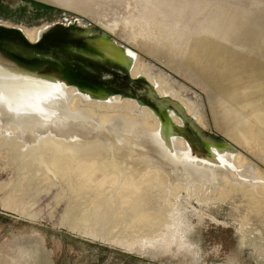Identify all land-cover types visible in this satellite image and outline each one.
<instances>
[{"label":"rangeland","instance_id":"1","mask_svg":"<svg viewBox=\"0 0 264 264\" xmlns=\"http://www.w3.org/2000/svg\"><path fill=\"white\" fill-rule=\"evenodd\" d=\"M263 23L264 0H0V39L17 40L31 54L15 57L0 47V62L55 73L54 83L65 84L69 111H60L67 118H96L86 107L93 103L100 114L111 113L109 120L124 116L143 123L146 117L138 103L156 114L151 121L157 117L160 126L154 131L164 144L171 146L169 137L176 134L186 139L190 155H206L210 141L222 144L223 150H238L218 163L228 168L229 178L264 198V128L256 143L251 134L243 146L227 136L222 125L228 112L220 108L224 97L192 60L204 37L245 51L249 46L241 47L244 38ZM236 36H241V45L235 43ZM110 42L111 48L99 47ZM124 49L134 55L130 68ZM52 76L24 81L27 91L37 89L39 82L51 83ZM0 86V264H264V229L241 225L235 207L243 194L237 186L225 185L223 176L217 183L205 182L212 195L205 201L198 196L205 188L198 194L169 189L167 197L161 193L167 186L153 190L154 198L171 199L174 209L164 211L168 221L156 231L144 227L135 232L138 228L128 225L137 210L122 204L123 189L107 190L94 202L89 193L76 190V178L47 170L46 162L40 169L31 165L41 150L46 157L51 154L40 142L59 118L48 115L50 125L40 124L36 139L22 145L19 137L28 130L16 136V124L7 123L11 111L4 109L9 89L19 87ZM88 95L96 98L88 100ZM78 96L79 105L73 108L71 101ZM104 97L106 104L98 99ZM239 132L243 136L244 126ZM125 160L124 177L148 176L141 158ZM223 188L230 190L227 197ZM145 196L144 191L137 198Z\"/></svg>","mask_w":264,"mask_h":264},{"label":"bare ground","instance_id":"2","mask_svg":"<svg viewBox=\"0 0 264 264\" xmlns=\"http://www.w3.org/2000/svg\"><path fill=\"white\" fill-rule=\"evenodd\" d=\"M95 29L97 28L93 27L91 30L94 31ZM109 29H112L111 25ZM233 39L235 43L239 42L240 45L243 42L241 36H236ZM253 39L255 42L252 43L251 40ZM250 42L252 44H249ZM242 45L241 47H249L245 51H236L210 37H204L201 51L194 54L196 55L195 60L191 58L193 63L195 62V68H198L201 75L207 78L211 85L224 97L221 98L220 108L228 113L226 123L222 125L223 131L232 140L238 142L240 146L245 145V140L251 134L253 135V142L256 143L255 139L259 137V130L264 128V60L256 57L260 54L264 59V23L256 31L246 35ZM111 46H113L111 42L99 45L100 48L105 49L111 48ZM125 49L128 50V48ZM125 49L127 56H123V58L130 68L134 63L132 57L134 55L131 56ZM195 50L197 51V49ZM64 85V83H54L53 78L51 83H37L36 86L39 87L33 91L10 88L7 92V99H4L6 100L4 102L6 107L2 104L4 109H7L8 112L11 111L7 116L10 122L7 123H10V127L11 123L16 124V136L20 133L23 134L24 130H28L24 138L18 136L22 145L24 142L36 139L40 124L45 122L47 124H44L48 126V122H50H46L48 115L50 119L55 118L54 120H57L59 118L58 123L51 126L52 130L48 128L49 132L43 135L40 142L42 147L45 145L46 149H51V154L46 157L44 151L41 150L42 153L37 154L31 165H36L40 169L42 164L46 162L47 170L59 173L62 177L76 178V190L86 191L93 196V201L107 190L112 193L119 189L122 193L123 189L122 204H130L134 210H137L136 217L128 225L132 229L138 228L134 230L135 232L144 227L156 231L157 227L168 221L164 211L174 209V203L171 199H159L160 197L155 195L158 198L156 199L152 195L153 190L159 192L162 187L164 189L167 186L168 189L161 193L167 194L170 189L174 194H180L179 192L185 189L189 194H194L193 191L198 194L205 188L204 192L198 195L201 200L205 201L207 198L212 199V195L206 191L205 182L215 180L217 183L223 176L225 185L232 186V188L237 186L235 190H239L243 194L244 199L238 202L235 207L241 225L244 228L256 227V229L263 231L264 198L256 196L251 187L237 184V180L234 181V178H229L230 175H226L228 168L218 163L220 157L228 155L227 153H231L233 150H223L222 144H211L210 141L207 143L209 151L206 155H190L187 152L189 144H187L186 139L176 134L169 137V140H172V149L170 145L163 143L161 138L163 136L154 131L160 126L157 117L155 121H151L156 115L154 111L148 112L147 108H143L144 106L139 105L136 101L137 106L142 107L140 109H142L143 116L146 117L143 123L141 119L129 120L124 116L109 120L111 113L103 112L100 114L93 103L87 104L86 107L88 108L87 111L96 118L92 120L83 118L84 116L67 118L60 111L61 108L65 109V107L69 111V101L66 100V95L64 96ZM69 89L78 92L76 89ZM25 93L27 94L24 95ZM90 95H88V100L96 98ZM57 97L64 98V102L62 103ZM106 98L98 99L106 104ZM80 99L79 96L75 97L71 101V106L73 108L78 106ZM86 100L85 98L82 102ZM114 103L116 104V102ZM112 113H117V111ZM54 116L58 118L56 119ZM97 117L101 118L98 119ZM200 120L202 119L200 118ZM104 122H106V126H103ZM239 126H244V133H242L244 137L239 132ZM6 140L9 139L6 138ZM12 141L15 142L16 139L12 137ZM101 151L106 152L103 154ZM237 151H233L234 155ZM26 152H28L27 149ZM134 157L145 161V167L148 170L146 171L148 172L147 177L140 180L130 176L124 177L123 165L126 164L123 162L126 161V158L133 160ZM236 159L240 165L245 162L244 158L239 155L236 156ZM131 167L130 165L129 168ZM223 189H221L223 197H227L230 190ZM144 191L146 196L138 200L137 197L141 196V192ZM170 196L168 195V197ZM141 201L144 203L141 204ZM157 203H159L160 208L165 206V209L158 208Z\"/></svg>","mask_w":264,"mask_h":264},{"label":"water","instance_id":"3","mask_svg":"<svg viewBox=\"0 0 264 264\" xmlns=\"http://www.w3.org/2000/svg\"><path fill=\"white\" fill-rule=\"evenodd\" d=\"M20 43L21 42H18L17 40L13 41L6 38L0 39V47L6 49L11 55L15 57H27L31 55L30 52L26 49V46ZM51 75H53L52 78L56 77V74L52 72L34 73L23 70L17 66H12L0 62V84L7 83L16 85V87H19L23 91H27L24 81H29L30 83L34 82L35 80L45 81L47 77H51Z\"/></svg>","mask_w":264,"mask_h":264}]
</instances>
